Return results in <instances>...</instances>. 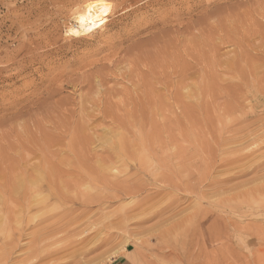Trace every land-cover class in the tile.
I'll return each mask as SVG.
<instances>
[{
  "label": "rangeland",
  "instance_id": "obj_1",
  "mask_svg": "<svg viewBox=\"0 0 264 264\" xmlns=\"http://www.w3.org/2000/svg\"><path fill=\"white\" fill-rule=\"evenodd\" d=\"M87 1L0 0L3 264H264V0Z\"/></svg>",
  "mask_w": 264,
  "mask_h": 264
},
{
  "label": "bare ground",
  "instance_id": "obj_2",
  "mask_svg": "<svg viewBox=\"0 0 264 264\" xmlns=\"http://www.w3.org/2000/svg\"><path fill=\"white\" fill-rule=\"evenodd\" d=\"M113 13V5L111 4V3H109L108 1H106V0H92V1H87V2H85L83 5H82V7H81V9L79 8V10L76 12V14H75V24L74 25H72V27L69 29V35H71V36H73V37H84V36H90V35H92L93 33H95V32H97L98 30H103V29H105V27L107 26V23H108V21H109V17H110V15ZM120 141V140H119ZM108 144V143H107ZM115 146V148L114 149H116V146H117V144H114L113 145V147ZM125 146V145H124ZM119 147H122L123 148V146L121 145H119ZM118 148V147H117ZM121 148V149H122ZM121 149H120V151H121ZM125 149V148H124ZM128 150V149H127ZM116 151V150H115ZM125 151H126V149H125ZM129 151V150H128ZM127 151V152H128ZM122 152V151H121ZM126 152V153H127ZM133 152V151H132ZM130 152H128V154H129ZM131 155H134V154H132V153H130ZM127 155V154H126ZM129 157H131V156H129ZM143 162V161H142ZM99 171V170H98ZM37 171H35V173H36ZM39 173V172H38ZM38 173H37V175H38ZM41 178H42V176L40 175V173H39V175H38V177L36 176V178H34L33 180H35V181H33V182H30V187L31 186H35V190L34 191H36V192H39V189H38V187H39V181L41 180ZM201 178L203 179V177H202V175H201ZM198 181H199V179H198ZM203 181H205V180H203ZM202 182V181H201ZM25 186L27 187V183H26V185H25V182L24 181H20L18 184H17V186H16V191H18V190H23L24 188H25ZM55 186V185H54ZM191 186V185H190ZM119 187H121V186H119ZM118 187V188H119ZM126 189H128L129 187L126 185V187H125ZM199 188V187H198ZM30 189H32V188H30ZM197 189V188H196ZM120 190H122V189H120ZM185 190V189H184ZM187 190H189V189H187ZM195 190V189H194ZM123 191V190H122ZM192 191V190H191ZM190 191V192H191ZM19 192V191H18ZM35 198L36 197H38V195H35L34 196ZM37 202H38V199L36 200ZM35 201V202H36ZM100 201V199L99 198H97L96 196L95 197H90V198H88L87 200H84V204H86V205H89V204H92V203H96V202H99ZM42 202H43V200H42ZM41 202V203H42ZM141 204V203H140ZM206 211V210H205ZM208 212V211H207ZM206 212V213H207ZM48 214V213H47ZM160 214V213H159ZM208 214V213H207ZM21 216V215H20ZM23 216V215H22ZM22 216H21V218H19V216L16 218V219H18L19 218V220H18V222H17V220L15 221L16 223H19V225L16 227V228H18L19 226H21L23 223H20V219H23L22 218ZM25 217V216H24ZM47 217H49V216H47ZM45 218V217H44ZM51 218H53V217H49V219H46L45 218V220H50ZM55 218V217H54ZM62 218H64V217H62ZM25 219V218H24ZM3 220H4V218H3ZM45 220H44V222H45ZM187 220V219H186ZM22 221H24V220H22ZM62 220H58V221H56V223L55 224H58V222H61ZM63 221H65V218H64V220ZM29 223V222H28ZM38 226V225H37ZM52 226V225H51ZM34 227V226H33ZM23 225H22V228H18L19 230L21 229V230H23ZM52 228H50V226L49 225H47V226H43L42 228H40V230L39 229H37L36 230V232L33 234V237H32V239L34 238V240L32 241L34 244H33V247L34 246H39L41 243H43L42 242V239L43 238H46L45 237V235L47 236H50L49 234H51L52 232H53V229L51 230ZM3 230V231H2ZM7 229L5 228V226L3 225V223L2 222H0V231L1 232H3L2 234H4L5 233V235L7 236L6 238H8V240L10 239V238H12V237H14V236H12V232H9V230H7ZM18 230V231H19ZM47 230V234L45 233L44 234V231H46ZM17 231V230H16ZM20 232V231H19ZM22 233H23V231H21ZM20 232V233H21ZM15 233H17V232H15ZM41 233H43V235H41ZM1 234V233H0ZM5 235H4V238H5ZM15 235V234H14ZM23 235V234H22ZM20 235H18V237H19ZM25 236V235H24ZM23 236V237H24ZM35 236V237H34ZM47 236V237H48ZM5 238V239H6ZM20 238H21V236H20ZM85 238V237H84ZM84 238H82L79 242H86L87 241V238H85L86 240L84 241L83 239ZM5 239H3V240H5ZM17 239V238H16ZM18 240H20V241H22L21 239H18ZM18 240H16V242L17 243H19V241ZM50 240V239H49ZM9 242H13V241H11V240H9ZM8 242V243H9ZM15 242V241H14ZM15 242V243H16ZM3 244L4 243V241H2V242H0V244ZM15 243H10L9 245H6V247H4L5 249V252H2V250H3V248H2V250H1V252L2 253H4V254H0L1 256H0V259H2L1 261L2 262H0L1 264H3V260H4V258L6 257H9L11 254H12V252L13 251H15L17 248V246L16 245H14ZM39 245H38V244ZM27 245V244H26ZM29 245V244H28ZM30 245H31V243H30ZM48 246H49V244H47ZM0 246H2V245H0ZM4 246V245H3ZM20 246V245H19ZM45 246V245H44ZM50 246H52V245H50ZM49 246V248H51ZM53 247V246H52ZM1 248V247H0ZM14 248H15V250H14ZM20 248V247H19ZM41 248V247H40ZM23 249V248H22ZM34 249V248H33ZM47 249V248H46ZM46 249H41V250H39V247H38V250L35 248V250H32V254L30 253V252H27L28 254H31V255H29L28 256V254H27V257H28V259H24V260H26V263L25 264H50V262H52V260H50L49 258H50V254L48 255V253L50 252L49 251V249H48V253L47 252H45L46 251ZM60 249H63V248H59V251H57V250H53L52 252H51V254H53L54 253V255H55V257L53 256V259L54 258H56V257H58V258H60V255H62V254H64L63 252L61 253L60 251ZM3 250V251H4ZM13 250V251H12ZM27 250V249H26ZM64 250H65V248H64ZM63 250V251H64ZM25 251V248L23 249V251H22V253ZM29 251H31V250H29ZM56 253H58L59 252V254H55V252ZM65 251H67V250H65ZM18 252V251H17ZM19 252H20V250H19ZM21 253V252H20ZM16 254V253H15ZM14 254V255H15ZM13 255V254H12ZM13 255V256H14ZM17 255V254H16ZM57 255V256H56ZM59 255V256H58ZM52 256V255H51ZM3 257V258H2ZM11 257V256H10ZM9 257V258H10ZM16 258H18V256H15ZM6 258H5V260H6ZM4 260V261H5ZM9 260V259H8ZM13 260V259H12ZM16 260V259H15ZM47 260L48 261H50L49 263L47 262ZM56 260H58L57 258H56ZM56 260H53L54 262L53 263H56L55 261ZM63 260V259H62ZM11 261V260H10ZM14 261V260H13ZM44 261L46 262V263H44ZM64 261V260H63ZM62 261V262H63ZM6 262H7V260H6ZM16 262V261H15ZM59 262V261H58ZM12 263V262H11ZM17 263V262H16ZM16 263H14V264H16ZM19 263V262H18ZM22 262L20 261V263L19 264H21ZM61 263V262H60ZM5 264V263H4ZM7 264H9V262L7 263ZM63 264V263H62Z\"/></svg>",
  "mask_w": 264,
  "mask_h": 264
}]
</instances>
